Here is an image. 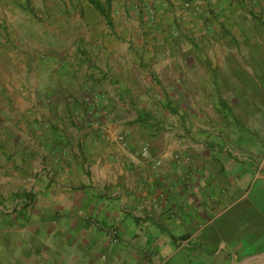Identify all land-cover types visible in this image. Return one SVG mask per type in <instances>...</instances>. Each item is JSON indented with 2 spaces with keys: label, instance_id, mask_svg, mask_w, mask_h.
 Segmentation results:
<instances>
[{
  "label": "crops",
  "instance_id": "0c3cea01",
  "mask_svg": "<svg viewBox=\"0 0 264 264\" xmlns=\"http://www.w3.org/2000/svg\"><path fill=\"white\" fill-rule=\"evenodd\" d=\"M166 9L153 34L101 36L70 54L8 53L0 201L19 205L0 206V264H261L238 262L264 251V148L248 108L249 90L264 88L251 80L260 70L245 49L246 78L235 82V52L169 33L182 13ZM239 88L240 109L228 98Z\"/></svg>",
  "mask_w": 264,
  "mask_h": 264
},
{
  "label": "rangeland",
  "instance_id": "374dc122",
  "mask_svg": "<svg viewBox=\"0 0 264 264\" xmlns=\"http://www.w3.org/2000/svg\"><path fill=\"white\" fill-rule=\"evenodd\" d=\"M99 1L107 9L108 17L102 15L91 0H0V77L7 69L9 52H13V58L16 59L21 53L37 55L45 51L47 55L50 51H56L58 54L63 51L70 54L74 51L82 52L98 48L96 41L91 40L101 36L122 38L121 36L124 37L126 33L145 32L146 28L151 34L160 32L162 30L160 26H164L161 20L167 17L168 4L172 6L174 12L182 13L173 24L168 25L169 33L178 35L197 33L201 39L195 42V46L199 49L233 50L235 52L233 62L240 70L229 73V77L235 82L241 80L243 75L246 78L245 74L241 73L240 67L242 59H245V49L250 50L252 52L250 65L254 69L257 66L260 70V73L256 71L251 73V80L254 75V78L260 76L261 81L264 82V0H178V3L171 0ZM187 16H191L189 20L185 19ZM144 27V30H139ZM64 67L62 66L59 71H63ZM225 91L228 95L232 92L228 98L233 97L235 106L240 109L242 88L230 93L228 89ZM249 91L253 97L248 106L249 111L253 116L259 112L258 122L255 116H251L253 120L251 119L249 124L254 128L253 136L259 139L260 145L264 148V131H262L264 88L259 91L257 89ZM218 92L221 94L222 90ZM258 95L259 105L256 101ZM257 124L260 127L259 136L255 131ZM119 140L122 144L126 142L125 137H120ZM10 154V158L14 160L12 163L16 164V153ZM33 157L30 160L33 161ZM256 161L263 162L264 165V154L262 159L260 157ZM16 172V168L11 166L9 183L10 191L14 194L23 190V186L18 182L22 178ZM27 175L30 177L31 173ZM32 175L34 176L35 173L33 172ZM25 188L28 190V186ZM257 188L264 196L262 181H258ZM16 198L14 196V199L9 201H0V206L16 208L19 205ZM252 199L251 197V201ZM262 204L264 206V197ZM249 257H251L250 262L259 260L264 264V251L248 256L242 255L238 262Z\"/></svg>",
  "mask_w": 264,
  "mask_h": 264
},
{
  "label": "built area",
  "instance_id": "2783aa9c",
  "mask_svg": "<svg viewBox=\"0 0 264 264\" xmlns=\"http://www.w3.org/2000/svg\"><path fill=\"white\" fill-rule=\"evenodd\" d=\"M123 145L124 146H126L127 144H126V142L124 143L123 142ZM148 147H144L143 148V154H147L148 153ZM161 164V161L159 160V161H157L156 162V165H160ZM93 223L96 225V227H98V228H101V227H105V226H103L100 222H97V221H93ZM106 228V227H105ZM115 239H117V230L116 229H113V228H111V229H109L108 228V230H107Z\"/></svg>",
  "mask_w": 264,
  "mask_h": 264
},
{
  "label": "trees",
  "instance_id": "16d2710c",
  "mask_svg": "<svg viewBox=\"0 0 264 264\" xmlns=\"http://www.w3.org/2000/svg\"><path fill=\"white\" fill-rule=\"evenodd\" d=\"M96 9H98L102 15L105 17H108L107 9L104 7V5L99 0H91Z\"/></svg>",
  "mask_w": 264,
  "mask_h": 264
}]
</instances>
